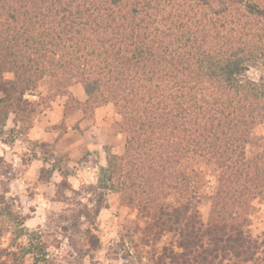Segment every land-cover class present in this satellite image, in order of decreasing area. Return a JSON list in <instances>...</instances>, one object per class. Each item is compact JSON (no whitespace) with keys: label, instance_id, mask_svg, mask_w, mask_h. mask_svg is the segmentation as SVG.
I'll return each mask as SVG.
<instances>
[{"label":"trees","instance_id":"obj_1","mask_svg":"<svg viewBox=\"0 0 264 264\" xmlns=\"http://www.w3.org/2000/svg\"><path fill=\"white\" fill-rule=\"evenodd\" d=\"M254 66L264 68V0H0V138L11 115L32 128L28 96L43 84L58 97L79 83L80 105L112 102L123 121L125 153L107 147L104 173L145 219L128 235L138 262L253 264L264 250L249 231L264 199V136L253 133L264 75L250 77ZM204 168L216 178L206 223L195 202ZM3 211L0 238L11 232L17 251L0 248V264H26L24 229Z\"/></svg>","mask_w":264,"mask_h":264},{"label":"rangeland","instance_id":"obj_2","mask_svg":"<svg viewBox=\"0 0 264 264\" xmlns=\"http://www.w3.org/2000/svg\"><path fill=\"white\" fill-rule=\"evenodd\" d=\"M248 74L260 79L264 68L254 66ZM69 92L67 96L52 97L43 84L28 96L38 103L30 130L24 124L15 126L14 115L10 116L0 138V157L5 162L0 168V195L6 205H0V214L9 207L17 215L14 227L20 226L25 234L16 243L32 252L25 258L26 264H33L36 259L40 260L37 264H140L128 235L144 227L145 219L139 211L122 205L120 194L111 189L104 173L107 147L112 153H125L127 135L118 125L123 121L112 102L96 108L80 105L88 100L81 84L75 83ZM39 132H45V142L31 139V134ZM253 133L264 136V124L256 126ZM203 174L195 202L206 223L210 213L208 196L214 192L216 178L208 168L203 169ZM89 178L95 183H87ZM73 181H79L78 189ZM13 185L17 195L8 197ZM41 199L50 205L44 210L45 223L30 230L26 222L37 219ZM113 231L117 238L106 239ZM249 231L264 245V199L253 202ZM172 237L167 236L162 246ZM13 238L11 232L4 234L0 248H11ZM137 238L141 237L136 234L134 239ZM35 248L43 254L35 252ZM11 249L17 251L16 247ZM145 251L152 253L153 249ZM253 264H264L263 249Z\"/></svg>","mask_w":264,"mask_h":264},{"label":"clouds","instance_id":"obj_3","mask_svg":"<svg viewBox=\"0 0 264 264\" xmlns=\"http://www.w3.org/2000/svg\"><path fill=\"white\" fill-rule=\"evenodd\" d=\"M59 182V181H58ZM87 183H95V180L92 179V178H89L87 181ZM73 186L75 188H79V181H73ZM17 188L15 185L12 186V191L7 193V196L8 197H12V196H15L17 195ZM19 191L22 192L23 191V185L21 184L20 185V188H19ZM84 203H87V200L84 201ZM40 204H41V209L38 211L37 213V219L35 220H32V221H29V222H26V227L30 230H35L37 225H43L45 223V216H44V210L45 209H48L50 207V205H48L45 201H43L42 199L40 200ZM24 212L27 213L28 212V208H25L24 209ZM114 238H117L116 236V232L113 231L111 232L110 234H108L106 236V239H114ZM5 246H7L5 244ZM63 253H58V255H62ZM85 264H87V261L85 262Z\"/></svg>","mask_w":264,"mask_h":264},{"label":"crops","instance_id":"obj_4","mask_svg":"<svg viewBox=\"0 0 264 264\" xmlns=\"http://www.w3.org/2000/svg\"><path fill=\"white\" fill-rule=\"evenodd\" d=\"M44 133L45 132H39V134H36V135L31 134V139L36 140V141H39V143L45 142L46 135ZM33 136H35V137H33Z\"/></svg>","mask_w":264,"mask_h":264}]
</instances>
